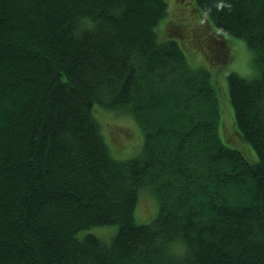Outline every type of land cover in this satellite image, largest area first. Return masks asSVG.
Returning a JSON list of instances; mask_svg holds the SVG:
<instances>
[{"label": "trees", "instance_id": "trees-1", "mask_svg": "<svg viewBox=\"0 0 264 264\" xmlns=\"http://www.w3.org/2000/svg\"><path fill=\"white\" fill-rule=\"evenodd\" d=\"M234 39L254 162L223 143L220 81L192 50L229 62ZM101 113L140 146L112 148ZM0 264H264V0H0Z\"/></svg>", "mask_w": 264, "mask_h": 264}, {"label": "rangeland", "instance_id": "rangeland-1", "mask_svg": "<svg viewBox=\"0 0 264 264\" xmlns=\"http://www.w3.org/2000/svg\"><path fill=\"white\" fill-rule=\"evenodd\" d=\"M188 1L189 0H187V2ZM177 16L178 15L175 11L171 13L172 19H177ZM186 17L187 16H181L182 20L186 19ZM228 43L230 45L232 56L231 60L225 63L210 58V48L205 49V47H202L199 50H192L197 52L196 56L194 57L195 59H197V63H204L205 65H208V68L212 69L218 75V81H220L218 85L220 86V89L217 91V96L222 106V112H220L221 121L219 122V134L223 143L229 148H234L241 151L249 162H254L256 161V152L254 148L249 143L240 141V137H237L235 129L233 128L232 107L227 99L226 78L227 74L230 72L237 73L243 78H252L255 73L252 66L251 53L247 48L245 42L242 40L234 39ZM212 75L215 79V73H212ZM99 119L107 143H110V146L112 148L115 147L114 145L119 146L122 144L131 146L133 147V149L135 148L134 146H140L142 139L141 133L134 124L124 122L116 116L103 115L102 113L100 114ZM222 129H224L226 137H224V135L222 134ZM225 138L228 141H226ZM133 155L134 154H130L121 157V159H127L132 157ZM156 211L157 203L155 202L154 198L147 191H143L140 195L139 202H137L135 207V221L137 223H149V221L154 217ZM98 229H101L100 234L103 236L111 234L108 239L103 238L104 240L108 241L115 234L117 226H105L102 228L89 230L88 232L96 235L95 232Z\"/></svg>", "mask_w": 264, "mask_h": 264}]
</instances>
